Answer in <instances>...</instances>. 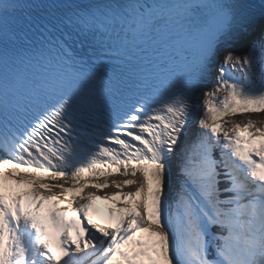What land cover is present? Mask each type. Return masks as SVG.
Listing matches in <instances>:
<instances>
[{"label": "snow or ice", "instance_id": "snow-or-ice-1", "mask_svg": "<svg viewBox=\"0 0 264 264\" xmlns=\"http://www.w3.org/2000/svg\"><path fill=\"white\" fill-rule=\"evenodd\" d=\"M0 264H264V0H0Z\"/></svg>", "mask_w": 264, "mask_h": 264}, {"label": "bare ground", "instance_id": "bare-ground-1", "mask_svg": "<svg viewBox=\"0 0 264 264\" xmlns=\"http://www.w3.org/2000/svg\"><path fill=\"white\" fill-rule=\"evenodd\" d=\"M123 177H120L119 175H112V176H106V177H101L100 180H107L109 183L113 182V181H118V180H122ZM115 189L114 187H110L108 189L105 190H101V191H111ZM93 191H96L94 189H91ZM93 214L94 217L97 218L98 222L104 223L109 219V211H105L102 207H98L95 205V208L93 209Z\"/></svg>", "mask_w": 264, "mask_h": 264}, {"label": "rangeland", "instance_id": "rangeland-1", "mask_svg": "<svg viewBox=\"0 0 264 264\" xmlns=\"http://www.w3.org/2000/svg\"><path fill=\"white\" fill-rule=\"evenodd\" d=\"M125 190H129V189H125ZM85 191H86V193H87V192H91V191H93V190H91V188H89V189H86ZM111 191H116V189H113V190H111ZM111 191H109V192H111ZM103 192H105V191H100V192H98V195H102ZM107 192H108V191H107ZM95 205L98 206V207H102L105 211H109L110 208H114V207H115L114 203L109 202V201H102V200H98V201H96V202H95ZM92 211H93V210H92Z\"/></svg>", "mask_w": 264, "mask_h": 264}, {"label": "trees", "instance_id": "trees-1", "mask_svg": "<svg viewBox=\"0 0 264 264\" xmlns=\"http://www.w3.org/2000/svg\"><path fill=\"white\" fill-rule=\"evenodd\" d=\"M240 117H237V119H239Z\"/></svg>", "mask_w": 264, "mask_h": 264}]
</instances>
